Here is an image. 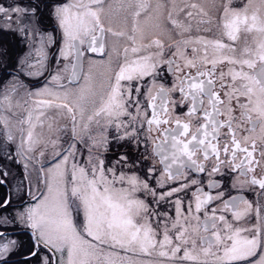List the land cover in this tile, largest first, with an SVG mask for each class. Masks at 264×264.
Segmentation results:
<instances>
[{
	"label": "snow or ice",
	"instance_id": "snow-or-ice-1",
	"mask_svg": "<svg viewBox=\"0 0 264 264\" xmlns=\"http://www.w3.org/2000/svg\"><path fill=\"white\" fill-rule=\"evenodd\" d=\"M0 264H264V0H0Z\"/></svg>",
	"mask_w": 264,
	"mask_h": 264
}]
</instances>
